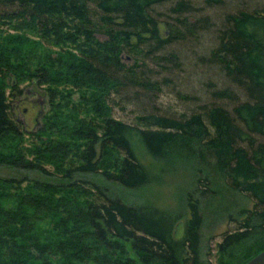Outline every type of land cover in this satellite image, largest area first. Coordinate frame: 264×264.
<instances>
[{"label":"trees","instance_id":"trees-1","mask_svg":"<svg viewBox=\"0 0 264 264\" xmlns=\"http://www.w3.org/2000/svg\"><path fill=\"white\" fill-rule=\"evenodd\" d=\"M3 21L31 26L49 45L75 46L83 61L65 81L86 105L77 111L85 116L48 114L28 134L0 87V166L51 175L49 164L64 181L0 179V264H118L129 249L143 264H202L199 202L190 200L192 218L176 239L167 215L135 209L96 183L72 182L91 175L127 190L146 186L151 174L135 142L154 159L208 171L212 182L253 203L222 235V262L264 231V0H0V29ZM196 43L195 63L226 80L225 88L206 90L210 104L196 97L189 113L153 110L135 124L113 118V93L123 89L137 103L140 95L156 98L180 66V51ZM38 77L39 84L56 82L47 70ZM63 93L47 92L52 108ZM71 119L72 137L62 143L54 129L69 130Z\"/></svg>","mask_w":264,"mask_h":264},{"label":"rangeland","instance_id":"rangeland-1","mask_svg":"<svg viewBox=\"0 0 264 264\" xmlns=\"http://www.w3.org/2000/svg\"><path fill=\"white\" fill-rule=\"evenodd\" d=\"M2 24L0 29V87L8 96L13 119L23 125L26 133L35 134L42 127L45 115L57 112L62 115V120L67 117L71 118V115L85 116L78 113L86 105L85 99L82 98L83 94L72 88L70 82L65 81L66 75L72 72L71 66L81 64L79 61L82 60L81 54L74 49L75 46L71 44L63 45V47L49 45L42 39L44 35L38 30L31 29V26L20 28L16 23L8 21H3ZM49 35L47 34L48 37ZM97 39L104 41V37L100 35ZM207 44L209 41L205 46ZM198 45L199 43L189 45L180 51V66L173 69V77L168 82L170 85L164 86L156 98L153 95L144 97L140 95L137 97V99L141 98L138 100L140 102L137 103L136 98L133 100L134 95L127 98L123 89L119 94L113 93L109 100L113 118L128 124H135L138 116L151 113L153 110H161L162 113L174 115L189 113V108L196 101V97L210 104L209 95L211 94L206 90L210 89L211 84L219 89L225 88L227 85L224 81L226 80L217 71L195 63L196 60L197 63L199 61V58L195 56V48L200 47ZM122 58L127 66L133 65L130 57L123 55ZM42 70L51 73V77L56 82L49 85L39 84L38 76ZM164 76L158 77L161 78L160 81ZM52 88L64 92L65 96V99L61 97L57 99V102L61 104L57 109L52 108L47 94ZM234 90L238 98H241L240 91ZM221 103L233 104L234 102L224 100ZM68 125L69 130L61 131L57 127L54 129L60 142H67L72 137V119ZM60 135H65L67 138H60ZM5 145L9 148V143ZM134 151L151 174L150 183L146 186L137 190H127L91 175L78 176L72 182L82 181L85 185L96 183L110 196L121 198L135 209L146 213L152 211L163 213L174 222L173 230L182 222L183 235L192 218L190 200L199 202L203 220L200 229L202 264H246L264 250V231L261 230L250 241L242 244L233 256H223L222 262V256L220 257L217 253V246L221 242L222 235L238 227L235 220L242 221L241 215L246 210H252L253 203L246 196L229 190L223 182H212L210 173L206 170L203 174L200 173V167L178 161L175 158L167 161L154 159L145 152L141 144L136 142ZM48 165L47 172L51 175L0 166V179L28 178L52 184L64 182L59 179L58 175L53 174L54 168ZM53 166H58V163H53ZM206 177L211 180L207 184L208 188L204 187ZM128 257L134 259L133 263L129 262L131 264H143L130 249L128 253L122 252L118 256V264H127Z\"/></svg>","mask_w":264,"mask_h":264},{"label":"water","instance_id":"water-1","mask_svg":"<svg viewBox=\"0 0 264 264\" xmlns=\"http://www.w3.org/2000/svg\"><path fill=\"white\" fill-rule=\"evenodd\" d=\"M183 223L180 222L178 226L175 229V238L181 239L183 236V230H182ZM246 264H264V250L253 257L251 260H249Z\"/></svg>","mask_w":264,"mask_h":264}]
</instances>
